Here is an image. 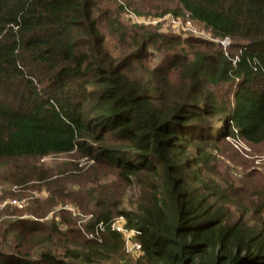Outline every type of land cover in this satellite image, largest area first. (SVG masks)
<instances>
[{"label":"trees","instance_id":"1","mask_svg":"<svg viewBox=\"0 0 264 264\" xmlns=\"http://www.w3.org/2000/svg\"><path fill=\"white\" fill-rule=\"evenodd\" d=\"M263 144L264 0H0V264H264Z\"/></svg>","mask_w":264,"mask_h":264},{"label":"rangeland","instance_id":"2","mask_svg":"<svg viewBox=\"0 0 264 264\" xmlns=\"http://www.w3.org/2000/svg\"><path fill=\"white\" fill-rule=\"evenodd\" d=\"M153 12H154V10H152V13ZM171 15L173 16V14H170V15L167 16L168 17V22L167 23H170V19L172 18ZM167 17H166V19H167ZM150 20L153 21V20H158V19L151 18ZM147 24H153V23H147ZM167 27H169V26L167 25ZM194 27L197 28L201 32L204 31L200 27H197V26H194ZM237 146H240L241 147L240 149L243 152L245 150H247V151L250 150V148H248L246 145H242L241 143H240V145H239V143H237ZM250 152H251V150L248 153H250ZM248 153H247V155H248ZM256 153L257 154L254 157V164L253 165L259 171L264 172V144L261 145L259 149H257ZM249 156H250V154H249ZM69 161H73V162L78 163V166H80V167L87 165V162H88L86 158L77 159L75 157V155H70V154L69 155H63V154H61V155L48 156V157H45V158L40 159L39 162L42 163V164H44L46 167H48L50 169H58L59 167H64L67 163H71ZM81 173H83V172H81ZM68 182H72V179L70 178L68 180ZM73 183L76 184V183H79V182L74 181ZM17 190H19V189H17ZM46 193L47 192L45 190H42V191L35 190V191H30L28 193L25 192L23 198H20V199L19 198H16L15 199V200L18 201V203L16 205H18L19 208L20 207L27 206L28 203H29V201L32 198H37V197L43 198V197H45L47 195ZM138 195H139L138 187L136 185H132L130 187V189H128L127 192L124 195V206L123 207L124 208H127V209H134L135 206H136V201H137ZM12 201H14V200H11V201L6 200L1 206L6 205L7 203H11V204L15 205ZM65 204L71 205L72 207L76 208L79 213L85 215L81 211V209H79L78 207H76L74 204H71L69 202H66ZM52 213H50L49 216H51Z\"/></svg>","mask_w":264,"mask_h":264},{"label":"built area","instance_id":"3","mask_svg":"<svg viewBox=\"0 0 264 264\" xmlns=\"http://www.w3.org/2000/svg\"><path fill=\"white\" fill-rule=\"evenodd\" d=\"M133 20L136 22H141V23H156V22H158V20L151 21L147 17H140L136 14L133 15ZM170 22L172 23L173 26L176 27L177 31H183L186 33L194 34L196 36H202L204 38L214 40L209 33L204 32V31L201 32L197 28H195L190 20H186L184 22L183 20H181L179 18H175L172 16V18L170 19ZM218 41H220V43L225 48H227L231 44V39L228 37L223 39V40H218ZM12 202L14 204L18 203L17 200H14ZM63 208L70 211L73 216L81 217L80 222H84L91 217V215H83V214L79 213L76 208H74L68 204H65ZM125 221H126L125 217L123 215H120L111 221V227L115 231L122 233V235L124 237L125 249L128 253H133V254L138 253L142 249V244L140 241H138L136 239V236L138 234H140L141 232L139 230H136V229L128 228L125 225ZM104 227H105V225L103 223H100L98 228L94 232H91L89 234V236L90 237L97 236L99 234L100 230H104Z\"/></svg>","mask_w":264,"mask_h":264}]
</instances>
